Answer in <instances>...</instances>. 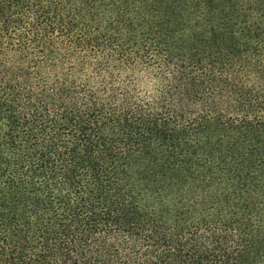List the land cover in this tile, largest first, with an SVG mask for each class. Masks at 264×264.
<instances>
[{
    "label": "trees",
    "instance_id": "1",
    "mask_svg": "<svg viewBox=\"0 0 264 264\" xmlns=\"http://www.w3.org/2000/svg\"><path fill=\"white\" fill-rule=\"evenodd\" d=\"M0 264H264V0H0Z\"/></svg>",
    "mask_w": 264,
    "mask_h": 264
},
{
    "label": "clouds",
    "instance_id": "2",
    "mask_svg": "<svg viewBox=\"0 0 264 264\" xmlns=\"http://www.w3.org/2000/svg\"><path fill=\"white\" fill-rule=\"evenodd\" d=\"M156 81L150 77H146L141 80L138 84V88L141 90L140 95L144 97L145 100L151 101L156 95Z\"/></svg>",
    "mask_w": 264,
    "mask_h": 264
}]
</instances>
